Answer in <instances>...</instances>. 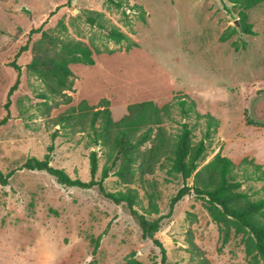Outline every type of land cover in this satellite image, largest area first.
<instances>
[{
    "label": "rangeland",
    "instance_id": "rangeland-1",
    "mask_svg": "<svg viewBox=\"0 0 264 264\" xmlns=\"http://www.w3.org/2000/svg\"><path fill=\"white\" fill-rule=\"evenodd\" d=\"M118 1L127 16L105 0H0V118L16 80L9 64L32 28L43 24L44 31L62 39L88 44L95 62L70 66L73 87L65 103L50 95L44 99L45 85L27 71L31 49L41 43L37 36L17 60L20 85L11 97V120L0 129V172H14L7 185L0 183V264H129L131 256L142 264H162L160 250L142 238L124 206L106 200L97 188H67L45 172L20 169L29 158L42 160L52 133L60 130L51 166L71 179L89 182V155L95 151L96 179H101L107 150L93 143L90 115L74 129L54 124L83 101L93 108L107 101L115 122L133 104H169L170 119L163 128L175 136L180 116L174 105L186 96L198 114L220 122L202 166L220 154L235 165L237 180L253 169L242 164L244 159L264 170V3L245 11L256 33L251 36L242 33L240 9L227 0ZM91 12L136 46L127 49L128 43L110 42L87 22ZM188 122L197 143L205 122L195 117ZM103 184L109 193L135 191L136 209L149 220L168 214L171 199L183 185L166 163L151 174L137 172L130 184L114 174ZM263 186L250 181L242 189L259 199L264 198ZM155 237L166 251V264H249L242 237L231 233L225 239L205 202L193 194L176 204Z\"/></svg>",
    "mask_w": 264,
    "mask_h": 264
},
{
    "label": "trees",
    "instance_id": "trees-1",
    "mask_svg": "<svg viewBox=\"0 0 264 264\" xmlns=\"http://www.w3.org/2000/svg\"><path fill=\"white\" fill-rule=\"evenodd\" d=\"M105 1L116 9L122 10V15L127 16L122 2ZM227 1L232 7L240 9L242 33L256 36L252 26L246 22L245 11L264 3V0ZM100 18V14L91 12L86 20L90 26L103 32L110 42L116 45L128 43L127 49L136 46L125 33L116 27L107 26L99 20ZM141 21H144L143 17ZM35 36L41 43L33 45L31 60L26 68L45 85L47 92L42 96L44 99L50 95L63 98L65 103H69L70 97L67 92H70L73 87L70 66H93L95 63L94 51L88 44L72 39H62L54 33L44 31L43 24L38 28H32L28 32L27 41L19 48L15 58L9 64L16 73V80L7 94L3 107L4 114L0 118V129L11 120V97L20 85L21 67L17 64V60L23 53L30 50L29 44ZM224 40L225 38H222V41ZM43 43L48 48H44ZM174 107H177L180 116V122H178L180 130L175 136L168 135L163 128L165 120L170 119L169 104L162 108H158L152 102L133 104L128 107L127 115L116 122L113 121L109 103L105 100L100 102L98 108L89 107L83 101L77 107H72L59 115L54 120V124L61 130L74 129L86 114L90 115L89 127L94 135L93 143L107 150L106 163L100 180L96 179L99 158L95 151L89 155L91 176L89 182L71 179L63 170L51 166L54 140L60 130L52 133L51 144L42 160L29 158L20 169L45 172L59 185L67 188L81 190L97 188L106 200L116 206H124L137 222L142 238L151 241L160 250L162 264H166V251L155 236L162 228V221L170 217L176 204L193 194L205 202V209L212 221L220 227L225 239L231 233L242 237L245 254L250 258L249 264H264V198L253 199L242 189L250 181L264 183V170L252 160L244 159L242 164L253 169L249 173L246 172L243 179L237 180L234 176L235 165L229 158L220 154L215 155L211 161L202 166L201 164L206 160L208 145L219 128L220 122L209 114H198L195 103L186 96L176 99ZM192 117L205 122V131L197 143L193 142V127L188 122ZM147 144H150L148 148H146ZM165 163L171 174L180 176L183 184L171 199L166 216L149 220L136 209L138 196L135 191L109 193L104 188L103 183L110 174H114L123 184H130L134 181L137 172L142 176L151 174L155 167ZM13 174L14 172H10L3 175L0 172V183L7 185L8 179ZM189 180H192L191 185L188 184ZM128 262L142 264L134 256H131Z\"/></svg>",
    "mask_w": 264,
    "mask_h": 264
},
{
    "label": "water",
    "instance_id": "water-1",
    "mask_svg": "<svg viewBox=\"0 0 264 264\" xmlns=\"http://www.w3.org/2000/svg\"><path fill=\"white\" fill-rule=\"evenodd\" d=\"M77 12V11H76Z\"/></svg>",
    "mask_w": 264,
    "mask_h": 264
}]
</instances>
